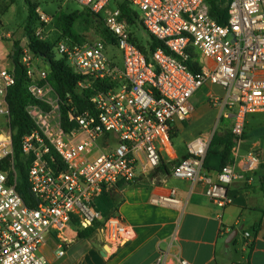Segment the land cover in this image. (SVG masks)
I'll list each match as a JSON object with an SVG mask.
<instances>
[{
    "label": "built area",
    "instance_id": "obj_1",
    "mask_svg": "<svg viewBox=\"0 0 264 264\" xmlns=\"http://www.w3.org/2000/svg\"><path fill=\"white\" fill-rule=\"evenodd\" d=\"M74 1L102 17L116 42L76 44L61 38L54 52L85 78L80 86L89 82L90 88L95 81L112 86L91 97V108H68L71 101L63 102L48 80L49 70L39 63L44 58L33 53L28 38L21 43L27 89L38 102L25 108L35 126L22 140V152L31 159L27 183L33 199L28 205L17 189L10 127L8 98L15 75L0 67V264H47L42 248L49 235L57 238L58 255L64 256L69 228L84 231L97 221H103L111 248L130 242L133 230L119 216L103 219L94 201L119 182L136 181L165 158L179 161L173 136L191 120L192 101L203 87L223 90L209 102L220 110V121L232 120L233 163L216 172V178L204 167L215 127L187 144L188 156L174 165L173 176L203 183L207 197L223 210L233 204L229 187L241 172L254 173L260 165L257 154L250 150L242 155L240 145L247 118L264 114V0H230L224 23L212 15L211 0H117L114 9L109 8L113 0ZM122 1L138 13L139 28L169 53L159 48L150 58L144 54L135 41L137 26L122 15ZM40 18L48 22L46 15ZM36 37L44 40L40 30ZM110 46L122 51L123 68L108 59ZM194 54L200 56L199 72L188 64L197 60ZM151 203L181 207L175 189L152 196ZM153 264H171L169 253L161 251Z\"/></svg>",
    "mask_w": 264,
    "mask_h": 264
},
{
    "label": "crops",
    "instance_id": "obj_2",
    "mask_svg": "<svg viewBox=\"0 0 264 264\" xmlns=\"http://www.w3.org/2000/svg\"><path fill=\"white\" fill-rule=\"evenodd\" d=\"M5 48L0 41V67L13 71ZM40 64L49 70L47 62ZM209 93L220 95L223 90L208 87ZM193 105L191 120L176 129L183 144L176 148L179 159L187 154V144L199 135L215 127L220 133L225 123L232 124V120H219V109L203 105L212 119L208 125L196 127V113L204 108ZM250 150L259 157V168L254 173L241 172V178L229 187L233 197L229 207L221 210L215 206L205 194L203 183L174 177L175 162L165 158L159 167L141 173L132 185L121 186L124 182H119L94 201L95 210L102 215L98 206L106 204L105 194L110 195L108 208L134 232L130 242L115 250L106 243L102 228L93 237L82 239L72 226L66 233L69 242L64 256L58 255L57 238L48 236L42 248L47 264H153L161 251L169 253L171 264L174 259L192 264H264V114L247 118L240 153ZM215 173L211 172L214 178ZM171 189L181 200L179 209L151 203L152 196Z\"/></svg>",
    "mask_w": 264,
    "mask_h": 264
},
{
    "label": "trees",
    "instance_id": "obj_3",
    "mask_svg": "<svg viewBox=\"0 0 264 264\" xmlns=\"http://www.w3.org/2000/svg\"><path fill=\"white\" fill-rule=\"evenodd\" d=\"M211 1L212 15L220 23L226 22V19L228 17L227 8L230 0ZM26 2L29 7V15L25 25V33L30 41V49L35 55L44 58V60L49 65V82L51 83L59 97L63 100V102L69 103V101H71V105L68 108L74 106L76 107L78 112H82L86 109L91 108V97L96 94L97 91L105 90L107 88H110L112 85L108 82L102 83L99 81H95L90 88L84 90L82 93H79V83L85 80V78L81 75L75 74L67 65L66 60L63 58H57L54 52L55 46L58 40L61 38H68L76 44L85 43L80 39L75 29L76 18L74 17V15L66 14H62L58 18L57 28L60 30L61 35L55 43L52 44L48 41L39 40L36 37V25L40 20L37 13L38 7L35 4L31 3L29 0H26ZM119 6L122 11L123 17L127 18L132 24L137 26L139 18L138 13L134 11V9H132L126 1L119 2ZM84 9L87 11L88 15L91 18H102L92 14L88 9ZM103 37V40L108 44H115L116 42L107 29L104 30ZM148 37L149 39L147 40L146 47H141L135 40L138 47L148 58H150V56L159 48H162L167 53H169V51L165 49L160 41L150 35H148ZM12 53L10 55V58L13 59L12 67L15 75V84L10 89L8 101L11 112L10 127L13 132V144L15 151L14 166L18 177L17 189L26 203L28 205H32L33 198L30 194L29 186L27 183L29 164L31 159L25 156L22 152V140L35 128L33 121L26 114L25 108L28 104H37L38 102L32 98L27 89L26 69L21 62V48L19 42L14 43ZM193 58H197V60H193L188 64L194 72H199L202 65L200 56L198 54H194ZM63 114L65 126L67 127V109H64ZM234 145L235 140L231 130L227 129L223 133H215L208 149L204 167L210 172H221L225 166L233 163L232 149ZM187 156L188 154L181 157L179 161L183 158H186ZM125 185H132V183H122L121 186ZM109 197V194H105L103 199L105 200L106 204L98 206L99 210L102 212L104 219L115 216L114 210L111 211V209L108 208V206L110 205V203H108ZM102 227L103 221H97L92 228L84 231H79V237L82 239L91 238Z\"/></svg>",
    "mask_w": 264,
    "mask_h": 264
},
{
    "label": "rangeland",
    "instance_id": "obj_4",
    "mask_svg": "<svg viewBox=\"0 0 264 264\" xmlns=\"http://www.w3.org/2000/svg\"><path fill=\"white\" fill-rule=\"evenodd\" d=\"M29 1L38 7L37 13L39 18L42 14L48 17V22H44L40 18L38 24L36 25V31H41L42 37L44 39L43 41H48L53 44L57 41V39H59L61 32L57 28V21L62 14L74 15L76 18L75 29L83 42L94 43L100 39H104L103 32L106 30V27L103 19L91 18L87 11L74 0ZM116 1L117 0H113L110 3L109 8L114 9L116 7ZM28 15L29 7L26 0H0V41H2L6 46L5 52L9 54L7 58H9L10 53L13 50L14 43L19 42L21 45V43H23L27 38L25 33V25ZM133 31L137 36L136 41L138 45L141 47H146L147 40L149 39L148 34L139 28V24H137V27L133 29ZM7 34L10 36H7ZM55 54L57 58H60V55L57 52ZM106 55L108 59L116 63L120 68H123V53L121 50H119L117 47L110 46L106 51ZM47 68L48 67L46 66L45 69ZM88 88L89 82H85L82 86H78V92L82 93ZM207 93L208 87H203L199 90L193 100V103H195L196 107H200V109L204 108L201 112H199L198 109L196 113V127L208 125L212 119V114L208 113L204 106L207 105L209 109L214 108V106H212L209 102L210 96L214 93ZM231 126V123H225V125L222 126L223 128H221L220 133H223L224 129L226 128L231 129ZM2 127L5 131L10 130L8 125L5 126L2 124ZM181 141L182 138L179 135L173 136V143L176 148L183 146Z\"/></svg>",
    "mask_w": 264,
    "mask_h": 264
},
{
    "label": "water",
    "instance_id": "obj_5",
    "mask_svg": "<svg viewBox=\"0 0 264 264\" xmlns=\"http://www.w3.org/2000/svg\"><path fill=\"white\" fill-rule=\"evenodd\" d=\"M12 55H13V53H12ZM11 62L13 63V59H11ZM102 231V230H101Z\"/></svg>",
    "mask_w": 264,
    "mask_h": 264
}]
</instances>
